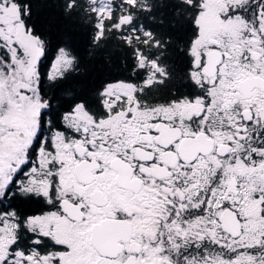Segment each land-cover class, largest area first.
I'll return each mask as SVG.
<instances>
[{"label":"snow or ice","instance_id":"obj_1","mask_svg":"<svg viewBox=\"0 0 264 264\" xmlns=\"http://www.w3.org/2000/svg\"><path fill=\"white\" fill-rule=\"evenodd\" d=\"M201 5L211 7L221 25L212 45L223 47L212 86L222 77L233 83L232 71L245 77L215 109H210L211 96L195 98L203 105L194 119L204 121V135L211 136L221 121L226 150L216 155L234 170L231 179L225 174L221 181L222 162L207 178L206 190L195 183V175L176 173L169 190L157 196L150 227H142L148 221L137 213L123 212L130 220L136 217L133 223L140 231L110 235L93 198L95 185L77 178V165L91 164L98 146L107 147L100 137L88 142L89 127L95 131L105 117L98 120L84 96L49 97L44 87L46 79H66L75 60L71 42L57 47L56 71L46 77L41 71L45 42L29 23L30 0H0V264H264V83H259L264 82V0H201ZM230 32L235 44L226 43ZM29 44L35 55L27 51ZM205 59L201 54L193 65L197 72ZM102 95L112 101L104 106L108 114L128 101L124 92ZM135 106L140 108L138 99ZM120 111L131 118L130 111ZM25 112L34 126L23 119ZM81 112L91 121L83 135ZM93 171L99 179L100 169ZM32 203L42 209L30 213L24 206ZM224 212L231 213L233 222L217 214Z\"/></svg>","mask_w":264,"mask_h":264},{"label":"trees","instance_id":"obj_2","mask_svg":"<svg viewBox=\"0 0 264 264\" xmlns=\"http://www.w3.org/2000/svg\"><path fill=\"white\" fill-rule=\"evenodd\" d=\"M30 3L29 23L45 42L41 71L47 77L57 47L65 40L71 42L75 57L63 82L45 80L49 97L84 96L96 105L102 102L106 85L116 81L142 83L139 103L206 95L207 88L198 86L190 75L201 0H109V11L103 15L97 12L96 0ZM150 72L153 79L144 83ZM24 207L30 213L40 210L39 203Z\"/></svg>","mask_w":264,"mask_h":264},{"label":"flooded vegetation","instance_id":"obj_3","mask_svg":"<svg viewBox=\"0 0 264 264\" xmlns=\"http://www.w3.org/2000/svg\"><path fill=\"white\" fill-rule=\"evenodd\" d=\"M214 35L216 34L208 35V41L217 36ZM218 39L216 37L214 41H210L211 45L206 52L213 48L212 45L217 43ZM219 51L223 52V49ZM199 61L200 59H194V65ZM49 68L50 64L47 74H51ZM192 70L196 69L192 67ZM201 72L203 73L202 69ZM216 73L217 66L213 75L206 76L204 73L203 75L206 80H213ZM243 77L240 73L235 83H231L229 86H236L237 81ZM211 85L208 83L209 87ZM202 86L204 85L200 84V87ZM212 90L215 91L216 87ZM111 103L106 101L96 105L89 103L98 120L101 117L105 118L95 131H91L89 127L88 142H95L96 138L100 137L107 140V147L99 148L98 146V149L93 153L94 158L91 164L77 165V178L90 179V182L95 185L92 190L93 198L98 200V206L103 210L102 215L105 221L120 223L123 231L128 225L129 232H138L140 229H137L136 224L133 223L136 217L130 220L122 214L123 212L137 213L142 222L148 221L147 224L142 223V227H150L151 217L149 214L158 207L157 196L161 192L169 190L175 178L174 174L179 173L181 177L195 175L197 178L195 183L199 184L201 189L206 190L207 178L212 176L221 162L225 165L224 170L229 169L227 161L218 160L216 155V146L224 143L226 135L219 129L221 123L219 119H217L216 131L211 136H207L212 142L210 151L205 153L198 151L192 157H187L179 148L182 138L203 131V124H198L194 119L203 110L201 103L195 105L196 113L194 114H190L188 108L185 107L181 108V114L177 113L180 108L176 109L172 103H139L140 108L138 109L135 106L136 102H126L116 108L115 114H108L104 106L111 105ZM129 104L132 105L131 108H129ZM218 105L220 103H211L210 109H215ZM121 107L125 111L131 112L130 119L125 118L124 113L120 111ZM78 115L84 121V125L80 128L83 135L84 128L90 126L91 121L82 112ZM157 118L159 119L157 120ZM227 122V120L223 121L225 124ZM149 129H155L156 133L150 134ZM75 143L77 146L80 145V141ZM78 150L83 151L82 148H78ZM98 161L99 163H97ZM209 165H211V171H209ZM97 167L100 169L99 179L94 178L96 174L93 169ZM224 170H222L221 181H223ZM104 173H108V175L105 176ZM192 195L194 196L195 193ZM105 212L106 214H104ZM217 214L219 215V213ZM118 216L119 218H117Z\"/></svg>","mask_w":264,"mask_h":264},{"label":"rangeland","instance_id":"obj_4","mask_svg":"<svg viewBox=\"0 0 264 264\" xmlns=\"http://www.w3.org/2000/svg\"><path fill=\"white\" fill-rule=\"evenodd\" d=\"M96 8H97V12L101 15L103 14H107L110 8V3L109 0H103V3H101V0H96ZM202 7H205L206 10L205 11H201L200 15L198 16V25L200 26V29L198 31V34L193 42V46L194 47V55L193 58L194 59H201V54H203L205 56V52L207 50V48L211 45V42L208 41L207 37L208 35H213L216 34L214 36L219 38V33H217L218 31L221 30V25L218 24L216 18H215V14H214V10L211 7H208L207 5H202ZM210 32H208L209 30H211ZM231 39H226V43L228 44H235V33L234 32H230L228 34ZM25 43H28L27 39H25L24 41ZM221 49H223V47H221ZM27 51L29 53H31L32 55H35V49L29 44L27 47ZM58 55L57 51L55 52V55L53 57V59L51 60L50 63V68H49V72L52 74L56 71V69L53 67V65L56 63L55 61V57ZM62 70V69H61ZM224 68L223 66H221L220 68V72L223 73ZM217 74V73H216ZM191 77L193 78V80L198 84V86H200L201 81L203 80L205 83L203 84L208 92L206 93L207 95L211 96L212 98V103H220L221 101H225V98L230 95L228 89H230L231 87L229 86L231 83H228L226 79H224V77L221 78L219 83H216L214 87H216V90L213 91L212 89L214 88L212 85L211 87L208 86V83L213 82V80L216 79V75L214 77V79L212 80H206L205 76L203 75V73L201 72V70L199 72H197V70H192L191 71ZM228 75H231L233 77V84L235 83V80L239 77L240 73L239 72H229ZM153 79V72H150L148 74V76L146 77V79L144 80V83H148ZM118 82H123V81H116V82H111L108 83L106 85V87L103 89V92H108L109 94H111L113 92V90L118 91V92H124L127 94L128 97V101L127 102H137L138 99V93L139 91H141V86L143 85L142 83H138V84H134L133 82H127L126 84H121ZM208 82V83H207ZM141 84V85H140ZM133 85H135V89H133ZM229 86V87H227ZM136 91V98L134 99L132 96L133 91ZM198 96V95H197ZM197 96L194 97H189V98H179V99H175L172 100L168 103H173V101H179V103H175V108L180 110L177 113H182L181 108L185 107L188 108V112L190 114H194L195 112V105H197V103H200L199 100H195V98ZM192 99L195 102L193 103H189V100ZM102 101L103 102H112L110 99H108L106 96L102 95ZM23 118L25 120L26 123L28 124H32L33 126L35 125V120L33 117H30L29 114L27 112H25L23 114ZM198 124H203L204 125V121L203 120H197ZM234 170L233 169H228V170H224V175L226 174L228 176L229 179H231V174ZM235 171H239V169H235ZM223 175V177H224ZM242 211L245 214L249 213V206L248 205H244L242 206Z\"/></svg>","mask_w":264,"mask_h":264},{"label":"water","instance_id":"obj_5","mask_svg":"<svg viewBox=\"0 0 264 264\" xmlns=\"http://www.w3.org/2000/svg\"><path fill=\"white\" fill-rule=\"evenodd\" d=\"M210 41H214V39H210ZM221 54L219 50H216L214 48H210L206 54H205V61H204V66L202 68V71L204 75L206 76H211L215 73L216 66L219 63L221 59ZM245 77L239 79L236 83V86L239 85L240 82L243 81ZM251 83L256 84L258 83L257 80L253 79ZM259 83H264V82H259ZM179 148L181 151H183L184 154L187 155V157H192L195 155L198 151L201 152H208L212 149V142L209 137L204 135L203 131H198L196 134L191 135L189 137H184L180 141ZM226 150L225 144L221 143L218 146H216V152L220 153L221 151ZM219 215L225 219L226 223H231L233 222L230 217L231 213H219ZM109 224V225H108ZM107 227L109 229V234L110 235H118L122 233L121 225L120 223L117 222H107ZM126 230L123 232H129V227L126 225ZM114 228H117L116 230Z\"/></svg>","mask_w":264,"mask_h":264}]
</instances>
